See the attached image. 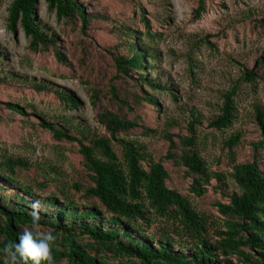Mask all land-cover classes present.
<instances>
[{
	"label": "trees",
	"instance_id": "16d2710c",
	"mask_svg": "<svg viewBox=\"0 0 264 264\" xmlns=\"http://www.w3.org/2000/svg\"><path fill=\"white\" fill-rule=\"evenodd\" d=\"M38 1L12 0L8 6L9 29L16 32L22 28L31 49H52L60 63L72 66L68 51H63L60 46V36L50 33L38 19ZM44 1L50 10L55 11L58 19L66 25L78 27L83 35L94 23L109 19L105 13L96 10L93 0ZM129 1L134 7L139 4L137 0ZM93 6L94 11L91 10ZM205 7L204 0H199L194 16L199 18L206 11ZM140 10L145 13L143 7ZM142 20L148 36H152L149 20L144 15ZM255 22H264V18ZM114 29L121 33L124 51L109 49L116 73L108 84V91L104 92L95 83L87 84L97 120L108 135L85 134L66 117L53 121L36 111L31 113L55 139L79 143L89 183L74 182L71 187L75 192H82L80 199L89 202H78L64 187L54 183L58 178L48 177L50 172L58 174L56 166L50 165V171L43 174L42 169L35 167L28 157L2 155L0 264H8L3 252L5 244L18 243L22 230L31 229V204L36 200L41 202L40 226L56 237L52 245L53 264H264V162L259 164L258 154L264 150V106L256 104L254 108L253 117L261 130L262 140L254 146L256 153L252 161L235 164V150L243 136L241 131L224 140L223 150L227 149V155L234 164L232 172L212 171L208 166L200 152L197 133V125L203 122L194 113L188 122L189 134L177 135L178 144L174 133L163 131V136L170 143L166 157L185 167L188 175L193 177L190 191L196 196L206 192V185L213 178L225 188L229 175L238 186V190L229 195V203L216 202L226 219L223 227L212 231L208 217L195 208L189 196L168 186L170 176L163 160L155 159L139 139L128 137L133 129L139 127V117L129 119L102 102V96H112V99L122 100L130 106L125 99L127 96L119 95V88L114 83L118 78L133 79L139 87L147 85L152 89H169L167 83L149 77L152 69L149 60L154 58V54L138 37L141 33L126 25H115ZM79 40L83 43L81 37ZM256 76L254 70L244 71L248 82L255 80ZM10 81L6 75L0 76V84ZM29 86L39 92H53L66 110L76 109L79 105L72 92L53 83L31 81ZM238 88L239 85H235L223 93L218 114L208 122L210 127L224 131L236 122ZM133 96L136 102L145 101L153 107L158 106L156 97L145 90L140 93L134 91ZM1 104L12 113L29 116L27 108L19 103ZM0 120L6 118L0 116ZM145 131L156 132V129L146 128ZM76 132L81 133V137ZM116 146L121 149L122 156ZM35 168L41 173L23 180L22 173ZM84 235L89 236L92 243L81 244L79 238ZM108 256L113 259L109 260Z\"/></svg>",
	"mask_w": 264,
	"mask_h": 264
},
{
	"label": "rangeland",
	"instance_id": "374dc122",
	"mask_svg": "<svg viewBox=\"0 0 264 264\" xmlns=\"http://www.w3.org/2000/svg\"><path fill=\"white\" fill-rule=\"evenodd\" d=\"M11 1L0 0V76L6 75L11 80L0 84V116L6 118L0 120V157H28L43 174L50 171V165L56 166L58 174L50 172L48 177L58 178L54 183L64 187L78 202H89L80 199L82 192H75L71 187L74 182L89 183L79 143L55 139L31 113L36 111L53 121L66 117L85 134L108 135L97 120L87 84L95 83L104 92L108 91V84L116 73L109 49L124 51L121 33L114 27L130 26L141 33L138 37L154 54L149 60L152 66L149 77L167 83L169 89L139 87L133 79L118 78L114 83L119 88V95L127 96L125 99L130 106L122 100L112 99V96H102V102L129 119L139 117V127L128 137L139 139L155 159L163 160L170 176L168 186L189 196L195 208L208 217L212 231L223 227L226 217L216 202L229 203V195L237 191L238 186L229 175L225 188L213 178L206 185V192L196 196L190 191L193 177L188 175L185 167L166 157L170 143L163 131L174 133L178 144L177 135L189 134L188 122L194 113L203 122L197 125L200 152L212 171L232 172L234 164L223 145L224 140L237 131L243 136L235 150V164L253 160L254 146L262 140L253 116L256 104L264 106V22H255L264 18V0H204L206 11L199 18L194 16L199 0H137V7L129 0H93L96 10L105 13L109 19L91 25L86 35L80 33L78 27L66 25L58 19L44 0L38 1V19L50 33L60 36V46L63 51H68L72 66L60 63L52 49H31L22 28L16 32L9 29L7 17ZM140 7H143L144 14ZM94 9L93 6L91 10ZM143 15L149 20L152 36H148ZM246 69L257 74L252 82L244 78ZM85 80L88 83L83 82ZM31 81L50 82L72 92L79 100L78 107L66 110L53 92L36 91L29 86ZM235 85H239L238 119L224 131L215 130L208 122L218 114L223 93ZM143 90L156 97L158 106L153 107L145 101L136 102L134 91L140 93ZM5 102L25 106L29 116L12 113L1 104ZM11 118H14L13 122ZM146 128L156 129V132H146ZM115 148L122 156L121 149ZM263 153L262 149L258 153L259 164L264 162ZM37 173L41 171L35 168L23 172L22 178L26 180ZM54 183L51 186L54 187ZM41 231L47 229L41 227ZM79 241L81 244L92 243L87 235L80 237ZM108 259L113 258L108 256Z\"/></svg>",
	"mask_w": 264,
	"mask_h": 264
},
{
	"label": "clouds",
	"instance_id": "9594fccd",
	"mask_svg": "<svg viewBox=\"0 0 264 264\" xmlns=\"http://www.w3.org/2000/svg\"><path fill=\"white\" fill-rule=\"evenodd\" d=\"M41 202L33 201L31 204V229L25 228L19 235V242L5 244L3 252L8 264H53L52 245L56 237L51 231H41L40 226Z\"/></svg>",
	"mask_w": 264,
	"mask_h": 264
}]
</instances>
